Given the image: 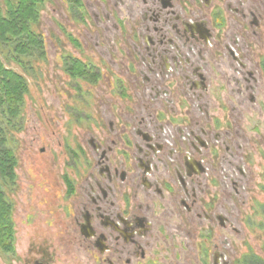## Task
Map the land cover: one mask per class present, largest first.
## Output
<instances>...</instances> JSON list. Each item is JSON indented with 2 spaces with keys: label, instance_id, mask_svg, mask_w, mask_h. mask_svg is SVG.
<instances>
[{
  "label": "flooded vegetation",
  "instance_id": "1",
  "mask_svg": "<svg viewBox=\"0 0 264 264\" xmlns=\"http://www.w3.org/2000/svg\"><path fill=\"white\" fill-rule=\"evenodd\" d=\"M77 1L28 264H264V1Z\"/></svg>",
  "mask_w": 264,
  "mask_h": 264
},
{
  "label": "rangeland",
  "instance_id": "2",
  "mask_svg": "<svg viewBox=\"0 0 264 264\" xmlns=\"http://www.w3.org/2000/svg\"><path fill=\"white\" fill-rule=\"evenodd\" d=\"M7 1L14 3V0H0L1 16L6 14ZM72 1L76 0H42L39 4L38 19L29 26L32 32L42 38L43 53L30 48L28 54L17 56L16 45L27 44L23 35L20 38L0 40L1 64L20 75L28 88V93L23 100L24 105L17 118L10 117L8 112L5 114V107H0V158L3 150H7L15 155L17 160L16 186L13 183H7L0 175V191L13 209L11 221L15 233L12 240L13 252H6L0 246V264H28L32 256L31 245L34 241L35 224H32L34 209L28 204L27 195L30 188L28 179L34 178L38 168L39 170L44 168V165H37V162L43 163L45 159V156L38 154V150L40 147L47 149L48 143L45 135L41 136L42 142L37 145L31 146V139L39 128L38 124L43 129L44 122L49 119L58 121L65 119L61 112L65 100L60 57L65 52L66 30L61 28L67 27L65 16ZM75 9H72L73 16H75ZM70 30L69 33L76 35V27ZM261 39L260 57L264 54V32ZM258 112V118L252 117L254 125L257 126L256 133L259 139L255 140L256 157L251 168L254 173L255 169L264 173V80ZM248 121L252 124L251 117ZM30 182L33 181L30 180Z\"/></svg>",
  "mask_w": 264,
  "mask_h": 264
},
{
  "label": "trees",
  "instance_id": "3",
  "mask_svg": "<svg viewBox=\"0 0 264 264\" xmlns=\"http://www.w3.org/2000/svg\"><path fill=\"white\" fill-rule=\"evenodd\" d=\"M41 1L14 0V3L7 1L5 16H1L0 12V40L6 41L13 37L20 38L22 35L27 40L26 45H16L17 56L28 54L30 48L43 53L42 38L32 32L29 26L30 23H34L38 19V6ZM77 2V0L74 2V8H76ZM27 93L28 88L23 78L6 69L0 62V107H5V114L8 112L10 117L17 118ZM16 165L15 155L11 154L10 151L3 150L0 158V175L7 183L16 185ZM12 214V206L0 191V246L6 252H13L12 240L15 233L11 221Z\"/></svg>",
  "mask_w": 264,
  "mask_h": 264
}]
</instances>
